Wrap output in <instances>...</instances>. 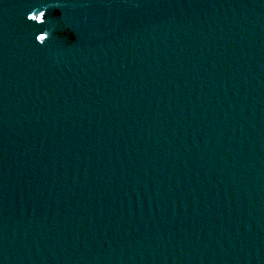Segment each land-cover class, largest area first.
Wrapping results in <instances>:
<instances>
[{
	"label": "water",
	"instance_id": "obj_1",
	"mask_svg": "<svg viewBox=\"0 0 264 264\" xmlns=\"http://www.w3.org/2000/svg\"><path fill=\"white\" fill-rule=\"evenodd\" d=\"M0 264H264V0H0Z\"/></svg>",
	"mask_w": 264,
	"mask_h": 264
}]
</instances>
